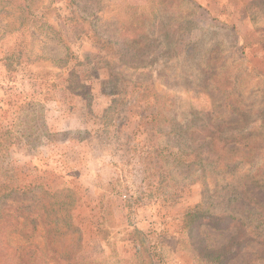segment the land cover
Wrapping results in <instances>:
<instances>
[{"label": "rangeland", "instance_id": "1", "mask_svg": "<svg viewBox=\"0 0 264 264\" xmlns=\"http://www.w3.org/2000/svg\"><path fill=\"white\" fill-rule=\"evenodd\" d=\"M189 1L0 0V264H264V0Z\"/></svg>", "mask_w": 264, "mask_h": 264}, {"label": "trees", "instance_id": "2", "mask_svg": "<svg viewBox=\"0 0 264 264\" xmlns=\"http://www.w3.org/2000/svg\"><path fill=\"white\" fill-rule=\"evenodd\" d=\"M189 3V0H186ZM8 71H10L9 66L6 65ZM32 108V107H31ZM42 108L36 110L33 108L30 112V116L33 118L28 120L27 127V146L32 148H37L38 146L43 145L42 140L47 138L49 133L48 127L43 113L41 112ZM42 135L40 136V134ZM36 188L32 185H23L13 182L10 186V195L12 194H30L33 193ZM125 199L126 196L124 197ZM131 200V199H130ZM130 200L128 199L125 203H128L130 207ZM188 223L189 225L193 224L191 230L198 229V235H202V228H207V232L211 231H226L231 227H242L244 228L243 222L236 219L232 214H223L219 216L211 215L208 211H195L188 214ZM132 231L129 233L128 240L132 241L134 244L146 245L148 242V236L140 229L136 224L131 225ZM246 232V229L244 230ZM235 244V243H234ZM235 251V250H234ZM234 251L228 250L225 253H206L209 256L207 261L211 262H221L224 264V260L231 259L237 256L238 252L235 254ZM145 259L148 260V264H160L163 260L160 257L156 258L155 255H145ZM141 264H144L143 262Z\"/></svg>", "mask_w": 264, "mask_h": 264}, {"label": "crops", "instance_id": "3", "mask_svg": "<svg viewBox=\"0 0 264 264\" xmlns=\"http://www.w3.org/2000/svg\"><path fill=\"white\" fill-rule=\"evenodd\" d=\"M78 98H80V97H78ZM81 100L84 101V98L81 97ZM77 118H78V115H74V114H73V130H75L76 128H80V126L74 125V124L77 122ZM140 130H143V128H141ZM138 131H139V130H138Z\"/></svg>", "mask_w": 264, "mask_h": 264}]
</instances>
